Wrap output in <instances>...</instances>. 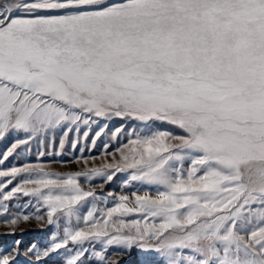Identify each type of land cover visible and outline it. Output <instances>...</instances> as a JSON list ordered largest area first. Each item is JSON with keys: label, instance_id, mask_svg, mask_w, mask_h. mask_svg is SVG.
<instances>
[{"label": "snow or ice", "instance_id": "obj_1", "mask_svg": "<svg viewBox=\"0 0 264 264\" xmlns=\"http://www.w3.org/2000/svg\"><path fill=\"white\" fill-rule=\"evenodd\" d=\"M113 118L137 126L112 130L127 142L105 144L99 166L81 155L84 171L0 170L5 235L55 225L46 249L28 250L37 264L61 250L86 264L89 242L166 264H264V0H0V141L14 137L0 165L32 141L94 148ZM117 173L140 188L98 207L80 178ZM20 197L35 213L10 209ZM20 244L0 264H16Z\"/></svg>", "mask_w": 264, "mask_h": 264}, {"label": "rangeland", "instance_id": "obj_2", "mask_svg": "<svg viewBox=\"0 0 264 264\" xmlns=\"http://www.w3.org/2000/svg\"><path fill=\"white\" fill-rule=\"evenodd\" d=\"M104 121H101L103 123ZM109 130L100 139L97 140L96 146L93 148L91 142L81 143L76 149L71 148L70 144L65 146L64 151L60 155H56L55 152L59 151L58 143L53 148L50 146L49 140H44L43 144L40 141H32L28 146H22L18 149V155L10 157L3 165H0V170L11 168L13 166L21 167L26 163L29 164H44L53 171L58 172H70V171H84L82 165L76 164L75 160L83 155L85 158L95 157V164L99 166L105 162L102 155L104 152V145L108 144V152H114L117 147H120L123 143L127 142V136L121 135L118 139L113 140L111 138V132L116 127H120L122 124L127 130H131L136 127V122L124 121L120 118H113L108 121ZM95 129V126H94ZM74 135V134H73ZM14 137L9 136L7 139L0 141V154H2L13 142ZM80 147H84L85 151L80 152ZM91 151H88V149ZM43 151L45 155L40 156L39 153ZM51 153V154H50ZM127 173H117L112 181L106 182L102 177H96L91 182L81 177V184L86 188L95 189L97 196L100 200L97 201V206L100 208L112 206V197L109 194H130L132 191H136L140 188L138 182H132L128 187H125L124 181L127 179ZM2 179V178H0ZM18 183V181H15ZM106 198V199H105ZM91 200V198H90ZM31 201V207H24L19 209L12 205H27ZM91 204L86 205L81 209V216L85 215L88 207ZM10 209L15 212L18 210L27 213H35V200L30 197H20L18 200H14L10 204ZM138 217H128L127 219H135ZM61 229L67 226L64 221H61ZM72 226H76L73 222ZM83 226V225H81ZM12 230L11 226H6L3 223V218H0V249H11L15 247L14 241L19 240L21 244L19 246L20 255L16 258V264H37L35 254L28 251L35 245V248L43 251L49 246L51 237L54 232L57 231L55 225H48L46 220L36 221L35 219L28 222L21 221L15 226V235H5ZM88 249L86 253V264H107L109 260L117 261L118 264H166V258L154 251H145L137 246H133L131 249H124L120 246H105L99 242H89L84 245ZM96 253H102L105 257L101 261L100 257ZM65 256L63 251L50 253L46 257H42L40 264H64Z\"/></svg>", "mask_w": 264, "mask_h": 264}]
</instances>
